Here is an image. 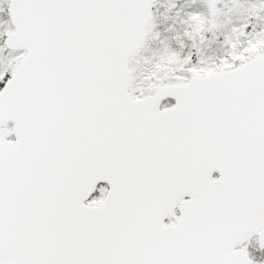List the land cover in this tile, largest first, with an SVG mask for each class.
I'll return each mask as SVG.
<instances>
[{"label":"snow or ice","instance_id":"1","mask_svg":"<svg viewBox=\"0 0 264 264\" xmlns=\"http://www.w3.org/2000/svg\"><path fill=\"white\" fill-rule=\"evenodd\" d=\"M0 264H264V0H0Z\"/></svg>","mask_w":264,"mask_h":264}]
</instances>
